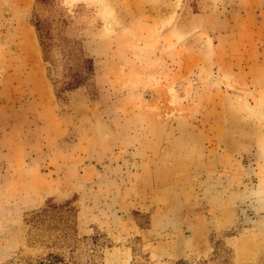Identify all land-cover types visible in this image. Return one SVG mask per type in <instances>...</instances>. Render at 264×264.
<instances>
[{
	"label": "rangeland",
	"instance_id": "rangeland-1",
	"mask_svg": "<svg viewBox=\"0 0 264 264\" xmlns=\"http://www.w3.org/2000/svg\"><path fill=\"white\" fill-rule=\"evenodd\" d=\"M49 256L264 264V0H0V264Z\"/></svg>",
	"mask_w": 264,
	"mask_h": 264
},
{
	"label": "trees",
	"instance_id": "trees-1",
	"mask_svg": "<svg viewBox=\"0 0 264 264\" xmlns=\"http://www.w3.org/2000/svg\"><path fill=\"white\" fill-rule=\"evenodd\" d=\"M36 22L34 24L35 30L37 31L38 38L40 40L41 46L43 45V53L45 55L46 45H45V42L43 40L44 39L43 29H42L41 25H39ZM82 80H83V77L82 76H79V75L73 76L72 82H69L66 85V88H69V89L76 88V87H78L81 84ZM52 208H55V209H65V208H67V209L71 210V207L70 206H67V205H65V206H59V207L47 205V208L45 210H43V212L41 214H39V216L42 215V214L48 213V211L50 209H52ZM62 262H64V261L61 258H59V257L49 256L48 264H62Z\"/></svg>",
	"mask_w": 264,
	"mask_h": 264
}]
</instances>
